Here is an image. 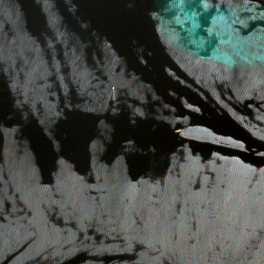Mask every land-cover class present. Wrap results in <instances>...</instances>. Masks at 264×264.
<instances>
[{"label":"water","instance_id":"95a60500","mask_svg":"<svg viewBox=\"0 0 264 264\" xmlns=\"http://www.w3.org/2000/svg\"><path fill=\"white\" fill-rule=\"evenodd\" d=\"M0 264H264V0H0Z\"/></svg>","mask_w":264,"mask_h":264}]
</instances>
